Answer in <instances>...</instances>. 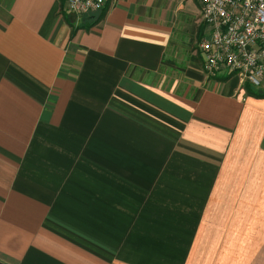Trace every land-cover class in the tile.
<instances>
[{
    "label": "crops",
    "instance_id": "obj_1",
    "mask_svg": "<svg viewBox=\"0 0 264 264\" xmlns=\"http://www.w3.org/2000/svg\"><path fill=\"white\" fill-rule=\"evenodd\" d=\"M65 7L0 0V264H264V80L198 0Z\"/></svg>",
    "mask_w": 264,
    "mask_h": 264
},
{
    "label": "built area",
    "instance_id": "obj_2",
    "mask_svg": "<svg viewBox=\"0 0 264 264\" xmlns=\"http://www.w3.org/2000/svg\"><path fill=\"white\" fill-rule=\"evenodd\" d=\"M113 0H66L69 14L103 10ZM198 50L210 77L236 75L258 87L264 80V0H198Z\"/></svg>",
    "mask_w": 264,
    "mask_h": 264
},
{
    "label": "rangeland",
    "instance_id": "obj_3",
    "mask_svg": "<svg viewBox=\"0 0 264 264\" xmlns=\"http://www.w3.org/2000/svg\"><path fill=\"white\" fill-rule=\"evenodd\" d=\"M201 30H202V25L200 26V32H201ZM199 37L200 36H198V41H197V38L196 37L185 38L184 40H185V43H186L187 47H181V48L188 49L186 51H189V50L192 51V50H194L196 48L195 45H198V43H199Z\"/></svg>",
    "mask_w": 264,
    "mask_h": 264
},
{
    "label": "trees",
    "instance_id": "obj_4",
    "mask_svg": "<svg viewBox=\"0 0 264 264\" xmlns=\"http://www.w3.org/2000/svg\"><path fill=\"white\" fill-rule=\"evenodd\" d=\"M104 9L102 11H104ZM103 15H104V13L102 14V16H100V18H102ZM249 89H250L251 92H253V93L257 94V95H260V93L257 90H254L252 87L249 86Z\"/></svg>",
    "mask_w": 264,
    "mask_h": 264
},
{
    "label": "water",
    "instance_id": "obj_5",
    "mask_svg": "<svg viewBox=\"0 0 264 264\" xmlns=\"http://www.w3.org/2000/svg\"><path fill=\"white\" fill-rule=\"evenodd\" d=\"M73 18H75V15H73Z\"/></svg>",
    "mask_w": 264,
    "mask_h": 264
}]
</instances>
